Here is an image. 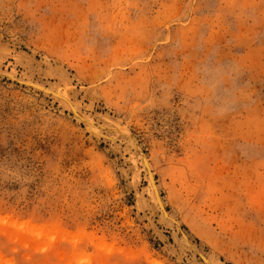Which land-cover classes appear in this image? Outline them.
I'll return each mask as SVG.
<instances>
[{
	"label": "rangeland",
	"instance_id": "1",
	"mask_svg": "<svg viewBox=\"0 0 264 264\" xmlns=\"http://www.w3.org/2000/svg\"><path fill=\"white\" fill-rule=\"evenodd\" d=\"M0 264H264V0H0Z\"/></svg>",
	"mask_w": 264,
	"mask_h": 264
},
{
	"label": "bare ground",
	"instance_id": "2",
	"mask_svg": "<svg viewBox=\"0 0 264 264\" xmlns=\"http://www.w3.org/2000/svg\"><path fill=\"white\" fill-rule=\"evenodd\" d=\"M18 82L19 83H22V84H26V85H28V86H31V87H33V88H36V89H39V90H41L42 92H44V93H47V94H50V95H52V96H54V97H58V95H56L54 92H52V91H48L46 88H43V87H39V86H36V85H34L33 83H27V82H23V81H19L18 80ZM67 101V100H66ZM71 111H72V113L75 115V116H77V114L72 110V109H70ZM86 122V121H85ZM88 123V122H87ZM91 127H93L91 124H89ZM121 132V131H120ZM122 134H124L125 136H127L131 141H132V143L134 144V146L136 147V149H137V151H138V153H139V155L140 156H142V154H143V156H142V162H143V164H144V168H145V170H146V174H147V177H148V179L150 180V182H151V184H152V188H153V191H154V195H155V197H156V200H157V203H158V207H159V211H160V213H161V215L164 217V218H166L167 220H170V221H172V222H174L175 224H176V221H174L171 217H169L168 216V213H167V211H166V208H165V206L163 205V203H162V200L160 199V194H159V191H158V188H157V186H156V182H155V179H154V176L152 175V172L150 171V169L148 168V165H147V160L145 159V156H144V152L142 151V149L139 147V145H138V143L134 140V138L132 137V136H130V135H127L124 131L123 132H121ZM183 237H184V239L187 241H189L190 242V240L188 239V237L183 233V235H182ZM190 245H191V243H189ZM197 252V254L200 256V258L205 262V259H204V257H203V255L200 253V252H198V251H196Z\"/></svg>",
	"mask_w": 264,
	"mask_h": 264
},
{
	"label": "water",
	"instance_id": "3",
	"mask_svg": "<svg viewBox=\"0 0 264 264\" xmlns=\"http://www.w3.org/2000/svg\"><path fill=\"white\" fill-rule=\"evenodd\" d=\"M183 235V232H180Z\"/></svg>",
	"mask_w": 264,
	"mask_h": 264
}]
</instances>
